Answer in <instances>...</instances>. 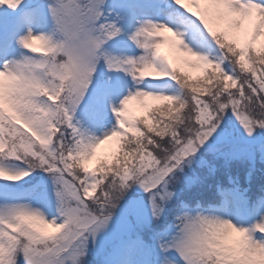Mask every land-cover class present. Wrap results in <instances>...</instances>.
<instances>
[{
  "label": "snow or ice",
  "instance_id": "obj_1",
  "mask_svg": "<svg viewBox=\"0 0 264 264\" xmlns=\"http://www.w3.org/2000/svg\"><path fill=\"white\" fill-rule=\"evenodd\" d=\"M5 8L20 16L0 14V181L29 180L11 198L0 184V264H264V0ZM167 33L203 83L161 53ZM149 99L167 102L155 123L127 115ZM112 138L123 157L89 169Z\"/></svg>",
  "mask_w": 264,
  "mask_h": 264
},
{
  "label": "rangeland",
  "instance_id": "obj_2",
  "mask_svg": "<svg viewBox=\"0 0 264 264\" xmlns=\"http://www.w3.org/2000/svg\"><path fill=\"white\" fill-rule=\"evenodd\" d=\"M0 14L7 16L8 15V10L5 8L3 10H0ZM164 13H161V18L164 17ZM215 27L218 28V30L222 29L224 27L223 24L220 25H214ZM167 35L170 37L169 41H166L164 43L161 44V53L164 55L169 56L170 59L173 60V63L177 66L178 69L187 72L189 75H195L197 73H199L201 71L200 68L198 67H191L188 64L184 63L185 59H192L191 57L186 56V54L181 50V51H176V49L173 46L172 40H174L175 38L172 36L171 33H167ZM35 44H39V41H35ZM264 45V36L258 38L257 40V46H261ZM140 50L137 49V52H139ZM122 75V74H121ZM127 79L131 80V77H127ZM194 83V82H191ZM162 101H155V100H147L145 103H141L140 100H132L129 102L128 105V116L129 117H136V118H140V117H145L147 116L148 118H152V110L150 111V113H146L147 109L149 108V105H153V104H157L160 103ZM167 103V102H165ZM147 105V106H146ZM154 111H156V108L153 107ZM141 123H143V121H140ZM126 143L125 140H121L120 138H112L111 140L105 141L103 144H101L97 149H96V153L93 157H91L90 159H88L86 161V166L89 169H93L94 165L96 163H101V161H109V162H114V155L116 157L118 156V153L123 151V145ZM195 164L192 165V167H194ZM232 219L234 222L237 223H242L245 226H247L248 224H250L252 222V217H239V216H232Z\"/></svg>",
  "mask_w": 264,
  "mask_h": 264
},
{
  "label": "trees",
  "instance_id": "obj_3",
  "mask_svg": "<svg viewBox=\"0 0 264 264\" xmlns=\"http://www.w3.org/2000/svg\"><path fill=\"white\" fill-rule=\"evenodd\" d=\"M203 83V82H202ZM151 111V110H150ZM150 111H149V113H150ZM152 112H154V109H153V107H152ZM145 117H147V116H145ZM148 118V117H147ZM149 119V122L150 123H155V121L154 120H152V118H148ZM123 154H124V152L123 151H121V152H119L118 153V156L119 157H116V158H122L123 157ZM260 177V176H259Z\"/></svg>",
  "mask_w": 264,
  "mask_h": 264
}]
</instances>
